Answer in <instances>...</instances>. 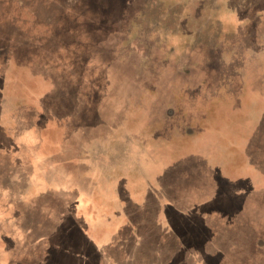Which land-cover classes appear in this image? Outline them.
<instances>
[{"label":"rangeland","instance_id":"374dc122","mask_svg":"<svg viewBox=\"0 0 264 264\" xmlns=\"http://www.w3.org/2000/svg\"><path fill=\"white\" fill-rule=\"evenodd\" d=\"M0 264H264V0H0Z\"/></svg>","mask_w":264,"mask_h":264}]
</instances>
